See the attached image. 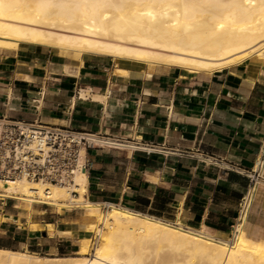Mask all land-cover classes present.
I'll use <instances>...</instances> for the list:
<instances>
[{
    "label": "crops",
    "instance_id": "1",
    "mask_svg": "<svg viewBox=\"0 0 264 264\" xmlns=\"http://www.w3.org/2000/svg\"><path fill=\"white\" fill-rule=\"evenodd\" d=\"M79 59L39 44L0 47V115L156 146L87 149L84 198L226 239L247 185L244 174L226 165L250 167L264 135V57L211 72L97 54ZM40 90L36 113L29 98ZM6 205L0 197L6 218L0 219V246L50 255L77 251L84 232L77 209L31 212L14 204L23 214ZM30 222L42 227L33 230ZM46 223L53 224L51 232ZM244 226L264 241V191Z\"/></svg>",
    "mask_w": 264,
    "mask_h": 264
},
{
    "label": "bare ground",
    "instance_id": "2",
    "mask_svg": "<svg viewBox=\"0 0 264 264\" xmlns=\"http://www.w3.org/2000/svg\"><path fill=\"white\" fill-rule=\"evenodd\" d=\"M20 43L78 59L97 54L211 72L264 57V0H0V47ZM86 182L85 172L76 173L73 194L43 180L0 179V196L19 200L25 211L32 202L59 210L81 206L94 219L86 228L97 237L90 253V240L82 236L78 256L0 246V264H264V241L248 236L246 217L223 239L113 203L103 212L99 202L84 198ZM44 226L53 230L51 223ZM41 227L30 222L33 230ZM163 248L183 251L185 259L161 256Z\"/></svg>",
    "mask_w": 264,
    "mask_h": 264
},
{
    "label": "built area",
    "instance_id": "3",
    "mask_svg": "<svg viewBox=\"0 0 264 264\" xmlns=\"http://www.w3.org/2000/svg\"><path fill=\"white\" fill-rule=\"evenodd\" d=\"M42 100V90L38 91L36 96L29 98L36 113L41 107ZM72 104L71 99L70 105ZM138 140L130 138L128 141L102 132L45 123L37 117L28 121L2 114L0 115V179L43 180L66 186L71 193L76 194L71 187L74 183V175L78 172L86 173L88 169V159L85 156L87 149L93 147H130L143 148L147 151L156 149V146ZM210 158L216 160L215 157ZM226 168L240 172L247 178L246 189L237 203V214L232 226L234 229L235 225L247 216L257 192L264 191V135L259 140L250 167L240 169L235 165L227 164Z\"/></svg>",
    "mask_w": 264,
    "mask_h": 264
},
{
    "label": "rangeland",
    "instance_id": "4",
    "mask_svg": "<svg viewBox=\"0 0 264 264\" xmlns=\"http://www.w3.org/2000/svg\"><path fill=\"white\" fill-rule=\"evenodd\" d=\"M1 197V196H0ZM1 198H3L4 200H6L7 201V205H6V207L7 208H14L15 210H18L20 213H23V214H25V212H21L18 208H21L20 206H21V204L19 203L20 201L19 200H17V199H13V198H9V197H1ZM18 207H15V205ZM20 205V206H19ZM39 207V206H42V207H46V208H48V209H54V210H58V211H60L55 205H52V204H44V203H40V202H32L31 203V212L33 211V208L34 207ZM61 209H65V210H70V209H77L78 210V212H79V214L80 215H82V220H83V222H84V224H83V227H84V232L82 233V235H81V237L82 236H86L89 240H90V243H91V247H90V253L93 251V246L94 245H96V241H97V237H96V235H95V232L93 231V230H88L87 228H86V224H87V222H92L94 219H93V217H91V216H87V215H85V212H84V208H82L81 206H73V207H62ZM101 209H102V211L103 212H105L107 209H108V205L106 206V205H104V206H102L101 205ZM0 219H3V220H5L6 218L3 216V217H0ZM18 222V221H17ZM18 224H19V222H18ZM28 225V224H27ZM232 231H233V229H231V231L229 232V234L228 235H226L225 237L226 238H229V237H231L232 236ZM80 237V238H81ZM80 238H79V240H80ZM79 240H77L76 242L78 243L79 242ZM0 244H2V243H0ZM13 246H15V245H17L16 243H13L12 244ZM14 249H20V248H14ZM71 249H74V247H72ZM20 250H27V251H30V252H32L31 250H29V249H20ZM164 253H163V252ZM161 251V253H160V255L161 256H164V257H166V258H172V259H177V260H184L185 259V255L184 254H186V253H184L183 251L181 252V251H176V252H174L173 254H171L170 252H169V250H166V248H163V250ZM170 253V254H169ZM37 254V253H36ZM154 253H150V255H149V260H152V259H154V255H153ZM37 255H41V256H68V255H71V256H78L79 255V253L77 252V251H74V252H69V253H66V254H56V255H50V254H37ZM88 256H90V255H88Z\"/></svg>",
    "mask_w": 264,
    "mask_h": 264
}]
</instances>
